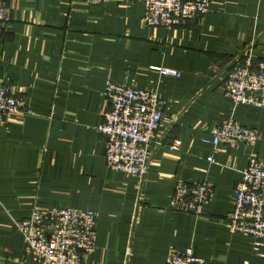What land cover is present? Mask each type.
I'll use <instances>...</instances> for the list:
<instances>
[{"label": "crops", "instance_id": "0c3cea01", "mask_svg": "<svg viewBox=\"0 0 264 264\" xmlns=\"http://www.w3.org/2000/svg\"><path fill=\"white\" fill-rule=\"evenodd\" d=\"M210 2L205 15L169 29L145 22V0H7L0 78L30 113L0 124V263L39 264L16 222L62 206L95 213L96 246L83 264H166L170 249L188 248L215 264H264V241L228 226L243 170L252 155L264 161V106H234L224 90L243 46L255 41L264 57V0ZM108 80L166 102L141 189L106 164L97 127ZM229 118L255 128L257 142L205 141ZM204 178L214 185L204 213L176 210L178 180Z\"/></svg>", "mask_w": 264, "mask_h": 264}, {"label": "built area", "instance_id": "2783aa9c", "mask_svg": "<svg viewBox=\"0 0 264 264\" xmlns=\"http://www.w3.org/2000/svg\"><path fill=\"white\" fill-rule=\"evenodd\" d=\"M101 1V0H87ZM210 0H145L144 20L154 27L176 28L190 19L209 12ZM7 0H0V29L11 22ZM255 41L241 49L224 79L226 96L233 105L264 106V57L256 56ZM163 75L177 76L179 72L160 68ZM107 107L103 121L97 127L105 142V159L110 169L136 176L141 189L148 171L151 147L159 143L166 102L155 91L108 80L105 87ZM30 113L23 97L11 84L0 78V124L22 121ZM211 140L215 149L219 144L254 145L258 131L238 123L233 118L213 127ZM181 141L170 144L180 149ZM208 160L214 162L213 156ZM214 192L207 178L178 180L172 197L173 207L196 216L204 213ZM24 236L26 251L39 264H83L97 241L95 213L73 207L54 206L34 208L30 216L16 222ZM231 232L244 233L264 241V161L252 155L243 170V179L236 185L234 207L229 215ZM166 264H215L196 255L191 248L170 249Z\"/></svg>", "mask_w": 264, "mask_h": 264}, {"label": "rangeland", "instance_id": "374dc122", "mask_svg": "<svg viewBox=\"0 0 264 264\" xmlns=\"http://www.w3.org/2000/svg\"><path fill=\"white\" fill-rule=\"evenodd\" d=\"M10 8V7H9ZM10 10H11V8H10ZM193 19V18H192Z\"/></svg>", "mask_w": 264, "mask_h": 264}, {"label": "water", "instance_id": "95a60500", "mask_svg": "<svg viewBox=\"0 0 264 264\" xmlns=\"http://www.w3.org/2000/svg\"><path fill=\"white\" fill-rule=\"evenodd\" d=\"M0 264H2V263H0Z\"/></svg>", "mask_w": 264, "mask_h": 264}]
</instances>
